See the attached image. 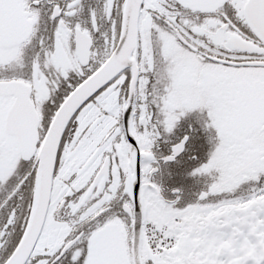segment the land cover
Here are the masks:
<instances>
[{"label": "snow or ice", "instance_id": "6c2138e0", "mask_svg": "<svg viewBox=\"0 0 264 264\" xmlns=\"http://www.w3.org/2000/svg\"><path fill=\"white\" fill-rule=\"evenodd\" d=\"M0 264H264V0H0Z\"/></svg>", "mask_w": 264, "mask_h": 264}, {"label": "flooded vegetation", "instance_id": "af4514ba", "mask_svg": "<svg viewBox=\"0 0 264 264\" xmlns=\"http://www.w3.org/2000/svg\"><path fill=\"white\" fill-rule=\"evenodd\" d=\"M172 142L176 143L178 140L173 138ZM202 148H204L203 153L201 151ZM208 150L209 146L206 144L203 136L199 139L193 136L185 146V151L175 161H170L167 164L162 163L161 171L156 177L157 180L162 183L166 191L172 188H180L187 199H194L202 189L203 180L202 178L191 176L190 173L194 168L207 160ZM164 154L167 155L168 151L165 150ZM193 155L196 156V159H192Z\"/></svg>", "mask_w": 264, "mask_h": 264}, {"label": "rangeland", "instance_id": "374dc122", "mask_svg": "<svg viewBox=\"0 0 264 264\" xmlns=\"http://www.w3.org/2000/svg\"><path fill=\"white\" fill-rule=\"evenodd\" d=\"M201 151H202V153H203V151H204V148H202V149H201ZM199 160H200V159H199ZM196 166H198V165L196 164Z\"/></svg>", "mask_w": 264, "mask_h": 264}]
</instances>
